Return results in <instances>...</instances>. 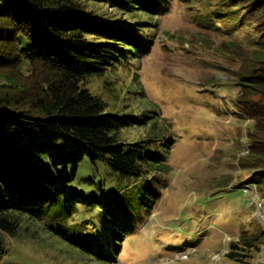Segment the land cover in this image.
Here are the masks:
<instances>
[{"label":"rangeland","instance_id":"374dc122","mask_svg":"<svg viewBox=\"0 0 264 264\" xmlns=\"http://www.w3.org/2000/svg\"><path fill=\"white\" fill-rule=\"evenodd\" d=\"M219 1L171 0L165 13L151 19L88 5L105 18H137L154 27L147 55L85 86L105 102L107 113L143 123L122 129L121 141L172 143L165 172L156 173L157 181L150 175L144 186L135 187V178L103 160L93 163L89 155L78 165L69 193L77 189L84 196L108 197L132 188L139 199L138 193L153 188L159 195L150 215L145 206L132 212L115 264H264V166L248 158L253 121L235 103L237 75L251 48L231 8ZM3 67L0 73L10 70ZM27 69L24 63V76L8 75L30 86ZM18 221L14 236L0 233L6 250L0 264H102L90 253L99 247L102 232L98 211L82 204L65 209L60 201L20 214ZM252 236L261 242L258 250H239L241 261L229 259L230 245Z\"/></svg>","mask_w":264,"mask_h":264},{"label":"trees","instance_id":"16d2710c","mask_svg":"<svg viewBox=\"0 0 264 264\" xmlns=\"http://www.w3.org/2000/svg\"><path fill=\"white\" fill-rule=\"evenodd\" d=\"M219 2L231 8L251 48L237 75L235 103L253 121L247 131L248 158L264 166V0ZM90 3L151 19L165 13L171 0H0V69L10 68L0 73V81L5 80L0 84V233L14 236L20 214L60 201L65 209L82 204L87 211H98L102 226L99 247L90 253L102 264H115L132 212L145 206L150 215L159 195L153 188L138 193L139 199L132 188L108 197L84 196L77 189L69 193L78 165L89 155L93 163L103 160L135 178V187L144 186L150 175L157 181L156 173L165 172L172 143L121 141L122 129L143 123L134 116L107 113L105 102L86 88L89 79L140 59L153 46L148 22L108 19ZM24 63L30 86L8 75L24 76ZM260 244L256 237H242L227 255L238 262L243 257L239 250L254 252ZM5 254L0 238V261Z\"/></svg>","mask_w":264,"mask_h":264},{"label":"built area","instance_id":"2783aa9c","mask_svg":"<svg viewBox=\"0 0 264 264\" xmlns=\"http://www.w3.org/2000/svg\"><path fill=\"white\" fill-rule=\"evenodd\" d=\"M245 191V189H243V192Z\"/></svg>","mask_w":264,"mask_h":264}]
</instances>
